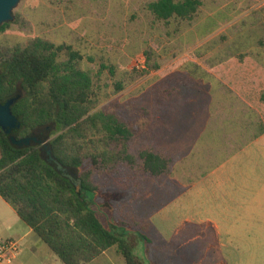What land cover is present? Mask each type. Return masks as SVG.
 Returning a JSON list of instances; mask_svg holds the SVG:
<instances>
[{
	"label": "rangeland",
	"instance_id": "1",
	"mask_svg": "<svg viewBox=\"0 0 264 264\" xmlns=\"http://www.w3.org/2000/svg\"><path fill=\"white\" fill-rule=\"evenodd\" d=\"M156 0H21L0 45L41 37L72 46L99 105L149 120L130 143L140 160L97 174L88 198L127 229L138 264H264V0H200L192 20H157ZM28 226L0 196V223ZM144 236L146 238H144ZM25 264H64L31 233ZM88 264H126L113 247Z\"/></svg>",
	"mask_w": 264,
	"mask_h": 264
},
{
	"label": "trees",
	"instance_id": "2",
	"mask_svg": "<svg viewBox=\"0 0 264 264\" xmlns=\"http://www.w3.org/2000/svg\"><path fill=\"white\" fill-rule=\"evenodd\" d=\"M201 5L200 0H156L149 10L164 22L192 20ZM77 56L72 46L41 37L27 45H0V104L18 95L12 112L21 122L9 134L0 127V196L64 264L91 263L113 247L126 264H138L128 230L107 225L88 198L102 192L97 174H114L139 160L159 174L164 163L130 149L149 120L125 119L114 109L95 111L94 77ZM262 134L264 127L256 138ZM27 138L28 145L17 143Z\"/></svg>",
	"mask_w": 264,
	"mask_h": 264
},
{
	"label": "water",
	"instance_id": "3",
	"mask_svg": "<svg viewBox=\"0 0 264 264\" xmlns=\"http://www.w3.org/2000/svg\"><path fill=\"white\" fill-rule=\"evenodd\" d=\"M20 2L21 0H0V29L4 24L13 22L15 20L14 10L17 8ZM18 97L19 96L16 95L14 98H11L5 103L0 104V127H2L8 134L21 127V122L12 112V106ZM35 139L37 140V138ZM30 140L31 138H27L25 140L18 141L17 143L20 145H28ZM45 147V149H47L50 153L48 147ZM69 178L75 184L77 191H80V184L74 180L72 175H69Z\"/></svg>",
	"mask_w": 264,
	"mask_h": 264
},
{
	"label": "built area",
	"instance_id": "4",
	"mask_svg": "<svg viewBox=\"0 0 264 264\" xmlns=\"http://www.w3.org/2000/svg\"><path fill=\"white\" fill-rule=\"evenodd\" d=\"M22 253L21 241L0 234V264H24L19 262Z\"/></svg>",
	"mask_w": 264,
	"mask_h": 264
},
{
	"label": "crops",
	"instance_id": "5",
	"mask_svg": "<svg viewBox=\"0 0 264 264\" xmlns=\"http://www.w3.org/2000/svg\"><path fill=\"white\" fill-rule=\"evenodd\" d=\"M262 136H264V134H262L260 137H262ZM260 137H258V138H260ZM258 138H256L255 140H257ZM13 211L15 212L14 209H13ZM15 214H17V213L15 212ZM16 224H19L18 221H16V219H14V221L7 223V224L0 223V234L5 236V237H15V238L19 239L22 243V241L25 240L26 237L31 235V233L33 231L31 230V228L28 227L27 231L21 236L14 229ZM19 262H22L24 264L26 263L24 258H23V251H22L21 256L19 258Z\"/></svg>",
	"mask_w": 264,
	"mask_h": 264
}]
</instances>
